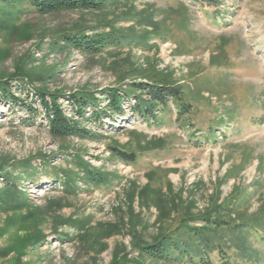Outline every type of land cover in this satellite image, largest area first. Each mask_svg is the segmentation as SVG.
I'll return each instance as SVG.
<instances>
[{
	"label": "rangeland",
	"instance_id": "rangeland-1",
	"mask_svg": "<svg viewBox=\"0 0 264 264\" xmlns=\"http://www.w3.org/2000/svg\"><path fill=\"white\" fill-rule=\"evenodd\" d=\"M4 11L0 81L10 79L13 96L37 115L21 123L31 117L23 106L0 99V169L28 203L0 213V264L133 261L138 241L164 236L177 250L167 251L168 262L137 261L264 264V0H117L96 14L51 16ZM77 26L121 30L127 39L94 57L54 44L60 30ZM151 69L171 74L179 95L141 117L147 95L130 86L147 84L140 76ZM18 70L27 76L14 77ZM39 90L60 94L65 117L95 139L52 138ZM108 90H117L122 114L102 113ZM72 94L93 96L97 108L85 118L93 111L99 120L79 121ZM28 161L37 171L31 181L17 166ZM78 162L109 184L87 186ZM44 172L62 182L63 172L76 174L73 193Z\"/></svg>",
	"mask_w": 264,
	"mask_h": 264
},
{
	"label": "trees",
	"instance_id": "trees-1",
	"mask_svg": "<svg viewBox=\"0 0 264 264\" xmlns=\"http://www.w3.org/2000/svg\"><path fill=\"white\" fill-rule=\"evenodd\" d=\"M117 0H0V12L7 13L4 10H10L12 12L26 13L32 12L38 16H51L61 13L69 12H80L86 14H96L103 12L109 6L116 3ZM206 5H218L222 0H195ZM108 24L106 25V27ZM87 31L92 34L87 35ZM121 30H110L108 33L96 32L94 29H90L86 26L69 28L68 30H60L56 37H54V44H61L64 48H69L73 51L85 54L88 56H99L107 48L116 47L121 43L122 39H127L124 35H120ZM134 38V37H131ZM140 39V41H142ZM147 40V39H146ZM146 43L145 39L142 41ZM27 76L22 73L21 70L16 71L14 77L23 78ZM141 79L145 80L147 84H133L130 86V91L138 89L143 91L148 100L142 101L143 107L138 105L137 111H139L141 117H145L151 114L154 106L164 104L167 99H175L179 95L180 87L173 80V76L168 73L158 72L155 69L145 70L141 73ZM0 81V99L3 102H10L13 105H21L26 111V118L21 120V123H31L34 119L33 115H37V112L28 104L21 103L11 92V88L8 85L10 79H4ZM60 94H48L44 91H38L37 97L39 103L45 112V121L48 126V133L54 139H91L94 140V135L90 134L84 128H82L78 122L65 117L61 108L57 105L58 97ZM46 97H50V103L46 102ZM107 105L103 108L102 113L112 117L113 115L122 114V101L116 91L108 90L106 93ZM72 106V111L77 115L81 122H92L99 120L100 112H91L89 118H85V111L87 108H97V100L93 96H82L72 94L71 97L67 98ZM89 119V120H88ZM112 152L120 158L127 157L126 154L118 152L114 148H111ZM78 170L82 171L83 181L89 187H101L109 184L108 178L105 174L96 171L86 165L79 164ZM28 162H23L17 166L23 167V171L29 173L25 176L26 179L31 181L36 175L37 171L30 166ZM65 180L62 182L61 179L55 173H46V178L51 179L55 182L61 183L66 193H73L74 185L77 181V176L73 172H63ZM0 180L2 187L0 188V213L10 214L19 211L27 206V199L24 194L18 189L17 183L11 177L10 174L2 172L0 169ZM70 228L83 229L84 225L76 221L65 222ZM42 237L37 238L34 242H41ZM205 244V242H204ZM203 244V245H204ZM169 238L166 236L154 243L144 244L140 241L134 246V250L137 252L135 260L127 258H116L110 264H143L138 262L139 260L151 259L168 262L167 251L172 248L174 253L177 252ZM189 255V254H188ZM195 254V257H199ZM138 260V261H137ZM137 261V262H135Z\"/></svg>",
	"mask_w": 264,
	"mask_h": 264
}]
</instances>
